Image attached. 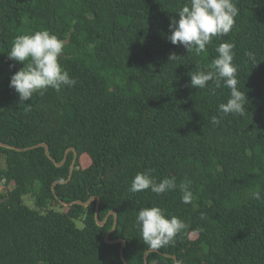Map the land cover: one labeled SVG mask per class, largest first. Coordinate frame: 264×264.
<instances>
[{
    "label": "trees",
    "instance_id": "obj_1",
    "mask_svg": "<svg viewBox=\"0 0 264 264\" xmlns=\"http://www.w3.org/2000/svg\"><path fill=\"white\" fill-rule=\"evenodd\" d=\"M187 2L0 0V143L10 146H0V264H146L136 226L145 207L187 225L173 244L150 251L149 264H264V0H235L233 30L200 55L167 39ZM42 30L64 41L59 62L77 83L21 102L9 85L24 65L7 53L17 36ZM221 43L235 45L246 107L214 127L229 90L223 82L193 88L189 73L209 70ZM70 148L72 174L74 151L62 167L54 163ZM149 169L157 182L174 177L176 189L131 192L133 177ZM94 196L99 220L115 211L116 225L115 215L98 225L96 201L55 209Z\"/></svg>",
    "mask_w": 264,
    "mask_h": 264
},
{
    "label": "clouds",
    "instance_id": "obj_2",
    "mask_svg": "<svg viewBox=\"0 0 264 264\" xmlns=\"http://www.w3.org/2000/svg\"><path fill=\"white\" fill-rule=\"evenodd\" d=\"M177 14L178 18L174 16L171 19V34L167 39L173 45H182L188 53L194 51L196 55H200L206 52V46L212 43L213 38L226 36L233 30L239 8L235 0H188ZM64 48V41L48 30L19 35L14 39L7 53L8 59L22 63L24 67L12 75L9 86L18 94L21 102L31 100L34 93L43 94L49 88L59 92L63 88L76 85L77 81L70 77L69 72L59 62ZM234 48L232 43H221L215 48L217 55L209 70L189 73L190 86L193 88L209 87V82L219 88L223 82V86L229 90L228 101L221 103L218 115L211 117L210 123L214 127L221 124L223 116L243 115L245 111L246 97L238 88L237 66L233 63ZM246 56L251 63L257 64L253 52L247 51ZM177 58V55L172 54L169 60L174 61ZM215 88L211 89L213 94ZM152 171L149 169L137 173L129 190L137 193L150 189L161 195L176 189L174 177L157 182ZM180 188L183 193L182 202L190 203L192 193L188 189V182L182 183ZM253 196L255 199L261 198L259 193H254ZM136 226L143 243L151 251L173 244L176 237L187 227L178 217L165 215L159 207L140 209Z\"/></svg>",
    "mask_w": 264,
    "mask_h": 264
},
{
    "label": "water",
    "instance_id": "obj_3",
    "mask_svg": "<svg viewBox=\"0 0 264 264\" xmlns=\"http://www.w3.org/2000/svg\"><path fill=\"white\" fill-rule=\"evenodd\" d=\"M0 146L10 148V146H7V145L2 144V143H0ZM43 146L46 148V154L48 155V157L52 158L51 155H50V152H49V149H50L49 146H48L47 144H43ZM70 150H73V151L75 152V160H74V162H73V164H72V166H71V174H72V171L74 170V167H75V162H76V160H77V153H76V150H75V149H70ZM68 155H69V150L66 152L65 158H64V160H63L61 163H59V162H57V161H54L55 164H56V166H57V167H62V166L64 165L65 161L67 160ZM70 177H71V175H70ZM70 177H69V179H70ZM55 185H57V183L54 184V187H53V188H54V191H55ZM56 197H57V196H56ZM57 198H58V197H57ZM94 201L97 202L96 220H97V222H98V225L101 226V227L104 226L105 223H106V221H107V218H108L110 215H115V225H116V224H117V213H116L115 211H111V212L109 213L108 217L106 218V220H104V221H100V220H99V211H100V204H101V199H100V197L94 196V197H92V198H91L89 201H87V202H83V201H74V202H71V203H66V202H64V201H61V204L64 205V206H67V207L73 206L74 204L82 205V206H84V207H89ZM114 228H115V226H114ZM113 231H114V229H113L112 231H110V232L107 234V236H106V241L109 242V243H113V242H114V241L111 240V234H112ZM117 242H120V243L122 244L121 252H122V256H123V258H124L125 241H124V240H118ZM150 251H151V250H149V251L146 253V256H145L146 264H149V263H148V255H149ZM174 259H175V264H178V259H177L176 257H174ZM126 264H128V263H126Z\"/></svg>",
    "mask_w": 264,
    "mask_h": 264
},
{
    "label": "rangeland",
    "instance_id": "obj_4",
    "mask_svg": "<svg viewBox=\"0 0 264 264\" xmlns=\"http://www.w3.org/2000/svg\"><path fill=\"white\" fill-rule=\"evenodd\" d=\"M70 149H73V148H70ZM70 149H68L69 150V153L71 152V151H73V150H70ZM67 150V151H68ZM50 158V157H49ZM52 159V158H51ZM55 161V160H54ZM83 161V160H82ZM88 162L89 161H85V164H88ZM55 163V162H54ZM0 168L1 169H3V168H6V166H5V161H4V158H0ZM23 202L26 204V205H28L31 209H35L36 207H35V204H34V201L32 200V198L30 197V196H28V197H25L24 198V200H23ZM63 206V209L62 208H60V206H56L55 207V209L56 210H58V211H68V208L69 207H67V206H64V205H62Z\"/></svg>",
    "mask_w": 264,
    "mask_h": 264
},
{
    "label": "built area",
    "instance_id": "obj_5",
    "mask_svg": "<svg viewBox=\"0 0 264 264\" xmlns=\"http://www.w3.org/2000/svg\"><path fill=\"white\" fill-rule=\"evenodd\" d=\"M6 180H1L0 181V193H2L3 191H5L6 190Z\"/></svg>",
    "mask_w": 264,
    "mask_h": 264
}]
</instances>
